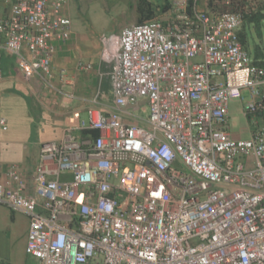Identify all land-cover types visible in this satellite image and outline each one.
<instances>
[{
	"label": "built area",
	"instance_id": "1",
	"mask_svg": "<svg viewBox=\"0 0 264 264\" xmlns=\"http://www.w3.org/2000/svg\"><path fill=\"white\" fill-rule=\"evenodd\" d=\"M169 1L163 21L99 37L112 107L66 118L60 140L40 146L36 198L18 166L14 186L0 182V205L28 218L25 252L39 264H264V70L239 42L241 13ZM68 3L0 0V64L6 53L50 86ZM246 91L252 128L235 140L229 103ZM144 107L136 122L130 109Z\"/></svg>",
	"mask_w": 264,
	"mask_h": 264
},
{
	"label": "crops",
	"instance_id": "2",
	"mask_svg": "<svg viewBox=\"0 0 264 264\" xmlns=\"http://www.w3.org/2000/svg\"><path fill=\"white\" fill-rule=\"evenodd\" d=\"M54 46L50 86L37 78L26 79L18 68L12 70V64L14 65L12 57L6 61L5 72L2 70V63L0 64L2 74L0 92L13 89L25 92L30 99L28 102L31 109L38 111L43 125L55 130L53 140H32L33 137L29 136L31 145L29 147L22 145L14 152L0 146V182L6 187L14 186L15 183L9 179L7 171L11 166H18L25 183L24 194L30 198H36L33 177L40 163V146L46 142L60 140L66 118L86 120L88 110H101L107 113L112 107L109 78L111 65L101 57L99 37L75 28L71 22L70 38L65 42H54ZM79 64L90 68H80ZM1 132L5 131L0 130ZM37 210L43 213L41 201H38ZM0 217L6 224L4 229L8 238L16 237L23 240V250L26 254L28 235L26 215L0 205Z\"/></svg>",
	"mask_w": 264,
	"mask_h": 264
},
{
	"label": "rangeland",
	"instance_id": "3",
	"mask_svg": "<svg viewBox=\"0 0 264 264\" xmlns=\"http://www.w3.org/2000/svg\"><path fill=\"white\" fill-rule=\"evenodd\" d=\"M209 1L215 0H200V7L209 13H221L220 10L215 9L214 12L207 8ZM259 2L260 0H240L246 9L258 6ZM136 6L137 0H69L68 14L75 28L86 30L94 36L108 37L118 35L126 27L139 24ZM168 15L169 13L166 16ZM9 57L11 58L6 53L2 55L3 72ZM11 69L16 70L17 66L12 64ZM242 99V103L240 99L229 103L230 135L235 140L248 139L249 129L252 128V122L247 121L240 113L250 101L247 91L242 93ZM28 101L30 102V99L26 93L17 89L0 92V115L7 124V130L0 133V146L11 152L18 150L22 145L29 147V136L33 137L32 140L54 139L55 130L43 125L38 111L32 110ZM130 112L136 122L147 117L145 107L132 108ZM83 118L85 119V116ZM5 225L0 217V264H39L35 258L24 253L22 239L8 238Z\"/></svg>",
	"mask_w": 264,
	"mask_h": 264
},
{
	"label": "trees",
	"instance_id": "4",
	"mask_svg": "<svg viewBox=\"0 0 264 264\" xmlns=\"http://www.w3.org/2000/svg\"><path fill=\"white\" fill-rule=\"evenodd\" d=\"M207 8L212 11L220 10L221 13H241L242 23L237 31L239 42L248 53L252 64L264 70V0L249 9L240 0L209 1ZM170 10L169 0H137L138 23L163 21Z\"/></svg>",
	"mask_w": 264,
	"mask_h": 264
}]
</instances>
